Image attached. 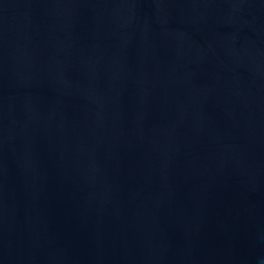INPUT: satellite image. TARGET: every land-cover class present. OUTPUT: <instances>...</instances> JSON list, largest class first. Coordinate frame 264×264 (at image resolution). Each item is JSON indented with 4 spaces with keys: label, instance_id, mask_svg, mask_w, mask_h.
I'll return each instance as SVG.
<instances>
[{
    "label": "water",
    "instance_id": "95a60500",
    "mask_svg": "<svg viewBox=\"0 0 264 264\" xmlns=\"http://www.w3.org/2000/svg\"><path fill=\"white\" fill-rule=\"evenodd\" d=\"M0 264H264V0H0Z\"/></svg>",
    "mask_w": 264,
    "mask_h": 264
}]
</instances>
